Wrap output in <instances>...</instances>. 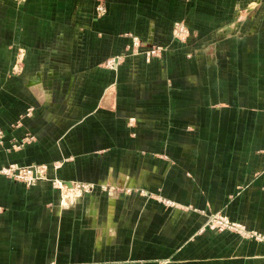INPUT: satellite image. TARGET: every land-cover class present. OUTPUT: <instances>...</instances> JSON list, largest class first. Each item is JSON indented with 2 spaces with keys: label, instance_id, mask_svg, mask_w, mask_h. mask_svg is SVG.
<instances>
[{
  "label": "crops",
  "instance_id": "crops-1",
  "mask_svg": "<svg viewBox=\"0 0 264 264\" xmlns=\"http://www.w3.org/2000/svg\"><path fill=\"white\" fill-rule=\"evenodd\" d=\"M11 164L0 264H264V0H0Z\"/></svg>",
  "mask_w": 264,
  "mask_h": 264
},
{
  "label": "built area",
  "instance_id": "built-area-1",
  "mask_svg": "<svg viewBox=\"0 0 264 264\" xmlns=\"http://www.w3.org/2000/svg\"><path fill=\"white\" fill-rule=\"evenodd\" d=\"M97 12L100 16L106 14L107 10L103 4H99L97 7ZM174 35L178 37L181 34L189 33V30L182 24L176 23L174 27ZM182 32V33H181ZM150 55L154 54L156 50H150ZM111 66H113V62H111ZM47 169L43 165H34V166H21L18 164H11L9 166L3 167L0 170V175H4L5 177L23 183L27 186H34L41 181L46 179ZM53 186L59 189L64 188V183L58 180L53 181ZM73 188V187H72ZM71 188V189H72ZM90 186L88 185H77V189H72L71 191L74 193L81 192V191H88ZM208 227L211 229H219V230H241L239 229V225L230 221L225 217H212L209 220Z\"/></svg>",
  "mask_w": 264,
  "mask_h": 264
},
{
  "label": "rangeland",
  "instance_id": "rangeland-1",
  "mask_svg": "<svg viewBox=\"0 0 264 264\" xmlns=\"http://www.w3.org/2000/svg\"><path fill=\"white\" fill-rule=\"evenodd\" d=\"M97 14H98V12H97ZM99 15V14H98ZM180 23H182L188 30H189V33H185V34H181V35H179L178 37H176L175 35H174V30H173V36H174V38H176L177 40H179V41H181V42H187V40L190 38V37H194V35H196V33H197V30H192V29H189L186 25H185V23H183V22H180ZM215 28H217V27H215ZM214 27H213V29H215ZM175 29V28H174ZM196 32V33H195ZM182 33V32H181ZM215 37V36H214ZM159 49H162V48H157V47H153V48H150V49H148L149 51L150 50H156V52L154 53V54H152V55H150L149 53V51L147 52V56H156V54L158 53V51H159ZM77 185L78 184H76V185H73V188L74 189H76V190H78L77 189ZM81 185H85V184H81ZM89 186V185H88ZM72 188V189H73ZM57 189H59V188H57ZM63 189H70V190H68V191H71L72 189L71 188H68L67 186H64V188ZM92 191V187L90 186V188H89V190L87 191L88 193L89 192H91ZM82 193H87L86 191H81ZM80 192V193H81ZM239 229L241 228V226H239L238 227ZM231 231H235V232H238L237 230H231Z\"/></svg>",
  "mask_w": 264,
  "mask_h": 264
}]
</instances>
